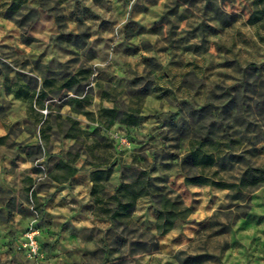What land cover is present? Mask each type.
<instances>
[{
    "label": "rangeland",
    "instance_id": "obj_1",
    "mask_svg": "<svg viewBox=\"0 0 264 264\" xmlns=\"http://www.w3.org/2000/svg\"><path fill=\"white\" fill-rule=\"evenodd\" d=\"M101 87L139 109L119 144L89 98ZM0 136V264H264V0H0ZM206 136L238 185L184 183L179 159ZM59 162L78 169L66 183ZM95 165L111 174L92 195ZM137 167L191 209L165 234L148 196L120 221L94 201Z\"/></svg>",
    "mask_w": 264,
    "mask_h": 264
},
{
    "label": "trees",
    "instance_id": "obj_2",
    "mask_svg": "<svg viewBox=\"0 0 264 264\" xmlns=\"http://www.w3.org/2000/svg\"><path fill=\"white\" fill-rule=\"evenodd\" d=\"M47 82L43 79V85ZM69 86V83L64 84ZM147 91L143 92L145 95ZM104 91V95H105ZM43 95L41 92L38 94ZM16 97H27V92L18 91L15 93ZM91 98V97H89ZM29 104L32 103V95L28 98ZM85 115L92 116V112L83 111ZM139 109L130 106L128 110L120 111L116 106L102 107L98 109L97 121L107 128L114 123L115 120L124 122L127 125H135L139 121L137 115ZM73 127V126H71ZM68 135L74 136L75 133L68 132ZM223 141L215 137H201L192 138L189 141V148L187 152L179 159V164L182 170L193 169L191 173H185V184H202L212 185L220 188H229L238 185L237 183H229L219 179L216 175L218 171L217 166L222 165L223 155L225 154V147ZM135 164V159L133 160ZM57 168L63 167L65 171L60 175L52 174L53 179L58 181H66L78 169L74 166H69L65 162H59ZM111 174V165H95V169L91 173L92 195H96L98 191L104 188V182L107 181ZM253 179H258L253 176ZM150 197L155 200L157 204L155 229L158 235L168 232L176 220L185 219L190 213L191 209L184 205L178 196L170 197L163 193L159 185L154 183L149 176V170L145 167H137L136 173L132 180H122L115 188L111 195L107 197H94L96 205L99 209L108 214V218L112 221L129 217L134 211L136 201L141 197ZM117 241V238H116ZM154 249H157L155 247ZM141 251H146L144 248Z\"/></svg>",
    "mask_w": 264,
    "mask_h": 264
},
{
    "label": "crops",
    "instance_id": "obj_3",
    "mask_svg": "<svg viewBox=\"0 0 264 264\" xmlns=\"http://www.w3.org/2000/svg\"><path fill=\"white\" fill-rule=\"evenodd\" d=\"M104 91H105V89H104V87H101V88H99V92H97V94H96V96H95V94H94V97L92 96L91 98H90V100H91V102L93 103H97L98 105L99 104H101V106L102 107H113V106H115L113 103L112 104H110V102L108 101V99L109 98H107V96H108V92H105L106 94L104 95ZM92 111V110H91ZM97 122V121H96ZM139 122V121H138ZM138 124V123H137ZM137 124H135V125H127L126 123H124V122H120L119 120H115L114 121V123L113 124H111L110 126H108L107 128H104V126H103V128L109 133L110 132V136H111V138L112 139H115L116 140V142L119 144L120 143V141L121 140H123V139H125L126 140V136H124L123 134H122V132H119V131H115V130H113L115 127H133V126H136ZM1 137V136H0ZM129 142V141H128ZM122 144V143H121ZM128 159H130V161H131V156H129V158ZM77 172V171H76ZM75 172V173H76ZM74 173V174H75ZM73 174V175H74ZM72 175V176H73ZM70 179V178H69ZM69 179H67L66 181H60V182H64V183H66ZM91 184H92V181H91Z\"/></svg>",
    "mask_w": 264,
    "mask_h": 264
},
{
    "label": "built area",
    "instance_id": "obj_4",
    "mask_svg": "<svg viewBox=\"0 0 264 264\" xmlns=\"http://www.w3.org/2000/svg\"><path fill=\"white\" fill-rule=\"evenodd\" d=\"M37 235H38V230L33 225L29 226L23 235L24 241L22 245L26 248L28 256L33 260H37V257L40 253L39 241L37 239ZM34 264H38V263H34Z\"/></svg>",
    "mask_w": 264,
    "mask_h": 264
}]
</instances>
